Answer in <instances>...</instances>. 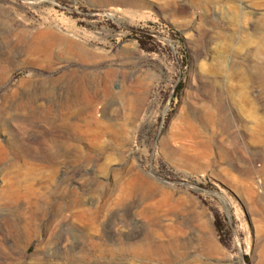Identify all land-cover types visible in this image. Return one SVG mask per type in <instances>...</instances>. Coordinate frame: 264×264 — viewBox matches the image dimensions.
I'll list each match as a JSON object with an SVG mask.
<instances>
[{
    "label": "rangeland",
    "instance_id": "obj_1",
    "mask_svg": "<svg viewBox=\"0 0 264 264\" xmlns=\"http://www.w3.org/2000/svg\"><path fill=\"white\" fill-rule=\"evenodd\" d=\"M0 264H264V0H0Z\"/></svg>",
    "mask_w": 264,
    "mask_h": 264
},
{
    "label": "bare ground",
    "instance_id": "obj_2",
    "mask_svg": "<svg viewBox=\"0 0 264 264\" xmlns=\"http://www.w3.org/2000/svg\"><path fill=\"white\" fill-rule=\"evenodd\" d=\"M48 47V46H47ZM212 90V92H209V93H211L209 96H208V101L210 102V103H212L213 105H215V107L217 108V110L218 111H220V112H222V111H224L223 110V106H222V99H221V97H220V93H219V91H217L216 89H211ZM208 92V91H207ZM206 102V101H205ZM202 105V104H201ZM211 105V104H210ZM206 106H207V104H206ZM209 106V105H208ZM225 107V106H224ZM207 109H209L208 107H207ZM208 112V111H207ZM196 115V114H195ZM212 116V115H211ZM209 118H211V117H209ZM218 118V117H217ZM218 120V119H217ZM206 122V121H205ZM195 127V126H194ZM12 206V205H11ZM62 215V214H61ZM59 218V217H58ZM57 218V219H58ZM15 227V226H14ZM215 241V240H214ZM218 250V249H217ZM178 257V256H177ZM176 257V258H177Z\"/></svg>",
    "mask_w": 264,
    "mask_h": 264
}]
</instances>
